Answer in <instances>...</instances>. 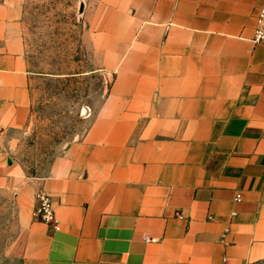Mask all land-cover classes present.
Listing matches in <instances>:
<instances>
[{
	"label": "crops",
	"instance_id": "obj_1",
	"mask_svg": "<svg viewBox=\"0 0 264 264\" xmlns=\"http://www.w3.org/2000/svg\"><path fill=\"white\" fill-rule=\"evenodd\" d=\"M24 1L0 0V237L14 264H264V0H98L88 45L111 81L43 177L14 157L35 80ZM39 189L59 231L33 219Z\"/></svg>",
	"mask_w": 264,
	"mask_h": 264
},
{
	"label": "rangeland",
	"instance_id": "obj_2",
	"mask_svg": "<svg viewBox=\"0 0 264 264\" xmlns=\"http://www.w3.org/2000/svg\"><path fill=\"white\" fill-rule=\"evenodd\" d=\"M98 6V0H25L22 6L25 56L35 80L29 120L15 139L14 157L31 176L43 177L52 161L82 138L91 109L110 84L109 74L92 63L88 45ZM8 242L0 237V264H14Z\"/></svg>",
	"mask_w": 264,
	"mask_h": 264
},
{
	"label": "built area",
	"instance_id": "obj_3",
	"mask_svg": "<svg viewBox=\"0 0 264 264\" xmlns=\"http://www.w3.org/2000/svg\"><path fill=\"white\" fill-rule=\"evenodd\" d=\"M253 42L264 45V5L257 15V27ZM32 216L35 221L48 225L54 231L60 230L53 200L43 189L36 191L35 207Z\"/></svg>",
	"mask_w": 264,
	"mask_h": 264
}]
</instances>
